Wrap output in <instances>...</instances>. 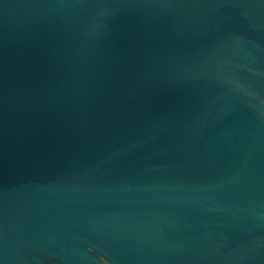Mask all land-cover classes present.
Returning a JSON list of instances; mask_svg holds the SVG:
<instances>
[{
    "label": "water",
    "instance_id": "95a60500",
    "mask_svg": "<svg viewBox=\"0 0 264 264\" xmlns=\"http://www.w3.org/2000/svg\"><path fill=\"white\" fill-rule=\"evenodd\" d=\"M0 264H264V0H0Z\"/></svg>",
    "mask_w": 264,
    "mask_h": 264
}]
</instances>
